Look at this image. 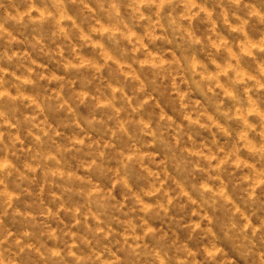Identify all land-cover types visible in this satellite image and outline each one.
Segmentation results:
<instances>
[{
	"label": "clouds",
	"instance_id": "clouds-1",
	"mask_svg": "<svg viewBox=\"0 0 264 264\" xmlns=\"http://www.w3.org/2000/svg\"><path fill=\"white\" fill-rule=\"evenodd\" d=\"M0 264H264V0H0Z\"/></svg>",
	"mask_w": 264,
	"mask_h": 264
}]
</instances>
